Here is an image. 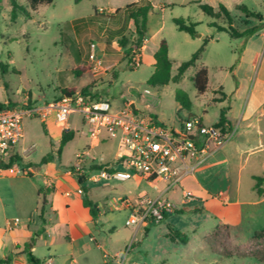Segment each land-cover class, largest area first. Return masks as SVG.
Here are the masks:
<instances>
[{
    "label": "rangeland",
    "instance_id": "1",
    "mask_svg": "<svg viewBox=\"0 0 264 264\" xmlns=\"http://www.w3.org/2000/svg\"><path fill=\"white\" fill-rule=\"evenodd\" d=\"M17 1L30 12V18L19 10L17 19L13 21L10 0H0V103L20 105L27 97L40 102L55 101L67 89L79 92L90 87L93 94L110 101L114 109L120 107L124 99H133L139 110L157 116L175 130L191 114L204 117L206 124L211 125L219 120L222 109L230 104L234 115L242 112L264 57V46L260 55L256 56L260 46L257 47L259 42L255 35L249 42L237 75L231 72L232 66L242 56L246 39H232L227 33L215 30L211 24L216 22L227 26L226 18H210L199 7V4H207L218 10L219 4L225 5L235 21L234 27L243 30L246 22L240 21V11L236 5L245 4L264 16V0H151L153 9L148 15V43L142 58L138 53L141 60L136 68L129 65L125 50H119L117 43L113 44V49L106 46L109 39H117L129 31L131 21L125 8L132 4V0H115L120 10L115 15L107 16L106 12H102L98 17L83 21L78 19L95 15L94 6H98L97 3L107 6V0H85L79 4L74 0H54L52 4L36 8H32L28 0ZM175 18L196 23L199 37L191 38L179 31L173 23ZM205 37H213L217 41L208 43L196 66L186 71L181 82L163 87H152L147 83L154 71L153 52L161 40L165 39L169 44L172 74L175 75L179 66L201 47ZM92 43L97 45V49L106 51L103 58L105 72L90 71L78 77L74 72L77 67H92L89 58ZM202 67L209 70L210 81L205 93H199L193 81ZM239 80L242 90L238 95L235 89ZM146 89L150 90V94L144 93ZM178 90L188 94L192 102L190 110L176 100ZM216 90L224 91L228 99L217 100L221 94ZM23 127L24 138L14 151L26 156L34 168L44 163L43 159L50 153L55 155L54 161L58 165L75 166V154L91 145L90 128L81 122L79 114L72 115L67 123L68 129L76 132V137L63 148L61 160L57 158V151L62 128L57 126L54 116L46 122L37 117H26ZM241 152L228 149L223 156L229 157V162L200 179L217 188L216 191L224 192L229 183L226 173L231 164H238L237 155ZM116 154L117 141L113 139L91 149V157L96 159L104 155L109 160ZM247 156L249 154L243 155L244 158ZM250 172L264 173V170L253 171V166L249 165L245 175ZM191 183L192 179L187 177L180 187L189 188ZM249 183L250 180H244L239 193L229 185L228 189L231 187L230 191L235 192L232 199L235 200L240 194L243 200H250ZM158 185L165 187L163 183ZM40 186V179L36 176L23 178L22 175L7 174L0 177V214L6 209L10 216L40 221L33 212ZM83 186L93 204L101 203L104 207V212L98 214L96 227H93V236L97 240V244L91 243L96 253L93 262L112 260L114 254L120 252L124 264H264L251 257L224 256L214 251L206 240V236L218 224L226 221L237 225L231 233L232 243H245L255 231L264 228V203L257 207H244L239 214V207H224L219 200L212 199L205 203L194 199L182 212L170 214L152 227L148 234L141 229L135 239L143 245L138 252L137 246L131 251L136 227L126 226V220L132 213L128 206L138 204L146 194L154 197L158 192L145 181L139 186L135 179L123 182L102 180L100 183L85 181ZM178 191L173 189L164 197L177 200L180 198ZM128 248L130 253L126 254Z\"/></svg>",
    "mask_w": 264,
    "mask_h": 264
},
{
    "label": "crops",
    "instance_id": "2",
    "mask_svg": "<svg viewBox=\"0 0 264 264\" xmlns=\"http://www.w3.org/2000/svg\"><path fill=\"white\" fill-rule=\"evenodd\" d=\"M148 2L152 4L151 0H132L131 3L145 4ZM96 5L98 6H94L95 12L98 11L99 14H102V12H106L105 15L107 16L112 14L115 15L118 10L117 9L118 6H116L117 3L115 2V0H107V6H102V5L100 6L98 3ZM241 5H245V4H237L236 9L239 10L238 7ZM248 8L260 14L262 16V20L247 16L245 13L239 10L240 11L239 16L241 18L240 21L246 22L245 28L239 31L242 32L247 29H253V28H257V30L252 34L244 37L246 39V46L242 51L241 54L242 56L241 58H239V60H237V64L235 65L236 68L235 66H232L231 68V72H233L235 75H237L238 70L241 68L243 64L245 53L248 50L249 42L250 40H252L253 36L255 35L258 36L256 37L258 38L257 42H259L257 43V47L260 46V50L256 52V56L260 55L261 53L260 51L264 46V16L261 14V12L251 9L250 7ZM214 10L215 12L218 11L215 8ZM90 17L92 16H89L87 18H80L78 20L83 21L89 19ZM253 20L256 22H253ZM131 26L132 25L130 23L128 29H130ZM222 27H227V26H222ZM215 30L217 29L215 28ZM210 38H211L210 43L217 41L216 38L213 37ZM115 43L117 42L116 41L113 42V44ZM147 43L148 42L146 38L140 50L141 58L143 55L142 53L146 49ZM113 44H112V48H115ZM159 45L154 49L153 58L155 52L159 48ZM119 50L121 49L119 48ZM98 54L103 59L104 55H106V51L104 49H98ZM169 54H170V48H169ZM172 76L174 75L172 74ZM209 81L210 79H209V70H208V85H209ZM241 90H242L241 80H239V85L235 89L236 94L239 95ZM216 92H220L221 94V97L217 98V100L225 101L226 99H228V95L224 91L216 90ZM127 102L137 107V104L133 99L130 98L124 99L123 103H127ZM231 105L232 104H230L227 108L222 109V110H226V117L228 122L227 129H229V131L228 130L225 131L227 138L224 144L221 147H216L212 142L209 143L206 142L202 146L204 147V152L200 153L198 156L195 157H188L184 161L179 163L182 169L181 182L183 181V179L189 177L192 179L193 183H191L189 185V188L186 189L181 188L180 184L178 188L177 186L173 188L174 191L175 189L176 190L179 189L178 192L180 196L179 199L172 200L178 206V211L176 212V214L182 212L185 209V207H187L189 203L194 199L205 203L212 199L219 200L220 202H222L224 207H231V206L239 207L240 209L239 214L242 212L244 207L247 206L257 207L264 203V196L259 197L255 190V184H256L255 177L256 176L264 177V173L250 172L249 174L246 173L247 175H245V170L249 165L253 166V171L264 170V57L262 59L260 68L258 69V73L253 83L250 95L247 97V99L244 102L242 112L239 115H234L232 108L233 106ZM191 115L200 117L203 123L205 125H208L206 124L204 117L200 115H193V114ZM155 117L162 124H164L157 116ZM218 122L219 120L211 125H215ZM62 132L59 137L60 139L62 136ZM90 138H91V145L87 148L89 149L88 164L113 163L114 161H116L118 148H117V154L109 160L104 155L99 156L97 159L92 158L91 149H93L98 144H104L107 143L108 141L96 142L92 137ZM232 148L234 150L237 149L238 151L242 150V152L241 154L237 155L239 157L238 164L237 165L231 164L229 166L228 172L226 173L229 182L228 186L231 185V187H233L232 190H234L235 192L237 191V193H239L241 191L243 181L250 180L249 183L251 187V193L249 196L250 200H243L240 194H237V197L234 200L232 199V195H234L235 192L230 191L231 187L228 189V186L226 185L224 192L216 191L217 188H212L208 184V182H203V180L200 179L201 176L209 173L211 170L217 169L222 165L226 164L227 162H229L230 158L223 156V154L225 153V151ZM14 150L15 148L12 151V155L14 156V158L18 156L20 157V159L15 158L16 159L15 162L10 167L16 165L22 169H31L32 173L31 174L29 173V175H22L23 178H26V176L27 177L36 176L40 179L41 186L37 188V205L35 206V209L33 211L37 214V216H39L40 221H37L36 219L30 217L29 218L23 217V219H19L18 217L10 216L8 211L4 209L3 213L0 214V260L6 258H12L13 259L12 264H30L28 262L25 247L26 244L30 242L32 237L37 234V240L31 252L40 261V264H46L48 260H52V264H122V261L124 264L122 253L120 252H116L112 260H104L102 263L93 262L94 258L96 257V253L94 252L95 249L91 245V243L95 242L97 244V240L93 236V227L94 226L96 227L98 214L104 212V207L102 206L101 203L95 204L97 209H96V215L94 216V214L91 211V208L84 204L85 198L88 197V192L85 189L84 194L78 193V189L80 187L84 188V186L80 185L78 176L75 174L74 169L72 168L73 166L72 165L65 166L62 163L58 165L54 161L55 160L54 159L53 161L47 162L45 164L42 163L38 168H34L30 163V161L27 160L26 156H23L20 153H15ZM244 154H249V156L244 158L243 157ZM231 157L235 158V156L233 155ZM7 174L17 176L10 173L8 169H3L0 171V177L6 176ZM211 178H213V176H211ZM134 179L137 180V184L139 186L142 185L144 181L148 183L149 186H152L158 192V194L154 197L159 196L166 189V185L164 183H163L165 185L164 188H161L158 185V183H162V182L151 183L149 181H146L138 177H134L129 180L131 181ZM154 185L157 186V188H155ZM41 187H43L44 190H46L47 192V205L44 208L42 217L40 215L41 197L39 195V189ZM173 189L164 192L163 196H165V194H168L169 192L170 193L173 192ZM21 191H23V189H21ZM184 191H189L190 193H192L193 198L191 200L186 201L183 196ZM227 191L230 192L227 193ZM146 196L148 195L146 194ZM132 206L133 204H129L128 207L132 209ZM195 211H197V208ZM207 215L210 216L209 214ZM16 219H18L19 222H15ZM221 224H230L237 226L234 223H227L226 221L218 225ZM42 228H44V230L43 232H40ZM135 229L136 230L134 231L132 236L133 239L131 240L133 242L131 251L133 247L137 246L136 250L140 252V248L143 247L142 242L140 240L135 241V239L138 233L141 231V229L144 230L146 234H148L149 232H146V228H135ZM170 231H174V230H170Z\"/></svg>",
    "mask_w": 264,
    "mask_h": 264
},
{
    "label": "built area",
    "instance_id": "3",
    "mask_svg": "<svg viewBox=\"0 0 264 264\" xmlns=\"http://www.w3.org/2000/svg\"><path fill=\"white\" fill-rule=\"evenodd\" d=\"M138 55L132 60L134 67L140 65L141 58ZM89 58L93 63V73L105 72L103 59L99 56L95 43L90 46ZM144 92L150 93L149 90ZM92 94H84L82 91L66 92L55 101L40 102L31 99L33 104H29L27 97L23 104L10 105L7 102L5 106H1L0 171L8 169L14 175L32 173L31 169H22L16 165L9 168L2 166L14 158L12 151L24 138L23 122L26 117H37L46 122L49 117L54 116L57 125L64 131L68 130L70 117L79 114L81 122L90 128V137L96 142L109 139L117 141L118 154L113 163L88 164L89 149L78 152L75 155V166L72 167L78 178L84 182L100 183L102 180L123 182L138 177L151 183H164L166 189L162 194L157 197L144 196L139 199L138 204L132 206V213L126 220L128 227L146 228L150 224L162 222L170 214H176L177 204L165 198L163 193L180 184L182 169L179 163L204 152L202 146L206 142L221 147L227 138L223 129L205 125L200 117L191 116L175 130L129 102L114 109L110 101L94 98ZM154 187L157 188L155 185ZM78 193L84 194V188L80 187ZM183 194L186 201L193 198L189 191H184ZM15 222L19 220L16 219ZM128 252L129 248L126 254ZM46 264H52V260H48Z\"/></svg>",
    "mask_w": 264,
    "mask_h": 264
},
{
    "label": "trees",
    "instance_id": "4",
    "mask_svg": "<svg viewBox=\"0 0 264 264\" xmlns=\"http://www.w3.org/2000/svg\"><path fill=\"white\" fill-rule=\"evenodd\" d=\"M32 8H36L39 5H49L52 4L54 0H28ZM84 0H74L76 4L81 3ZM12 6V20L15 21L17 19V12L22 11L27 17H31V14L25 8H22L17 0H10ZM200 9L210 18L219 19L220 17H225L227 20V27L219 26L217 23H213L211 26L216 28L218 31L226 32L232 39H241L246 37L247 35L252 34L257 30V28L247 29L245 31H239L234 27V20L231 15L230 10L223 4H219L218 11L215 12L214 8L207 4H199ZM153 9L151 3H133L131 5L126 6L125 10L127 12L128 18L131 21V28L129 31H126L124 34L117 37V39H109L106 43L107 47L112 48L113 42H117L119 48L121 50H125V54L128 57V63L132 68H136L132 66L133 58L139 53L142 48V44L144 40L147 38V22L148 15L150 11ZM243 13L247 16L254 17L256 19L262 20V16L255 11L250 10L247 6L241 5L238 7ZM120 10H117L118 13ZM1 13V9H0ZM98 11L95 12V15L90 17L89 19H93L98 17ZM105 16V15H103ZM173 23L176 28L181 31L187 33L191 38L199 37V34L196 30L197 24L192 22L189 19L184 18H175L173 19ZM210 37H205L203 39L201 47L191 56V58L185 62H183L179 68L177 73L172 76V62L169 57V46L166 40H162L158 50L154 54V71L147 83L152 87H163L169 85L171 82L178 83L184 77L186 71L195 67L197 61L200 59L202 53L205 51L206 46L210 42ZM113 49V48H112ZM92 70L91 66H79L74 72L78 77H81L83 74L90 72ZM194 84L199 93H205L208 87V70L206 67L199 69L194 78ZM66 92L74 93L75 90L67 89ZM84 94L92 93L90 87H85L82 89ZM64 94V93H63ZM62 94V95H63ZM61 95V96H62ZM60 96V97H61ZM59 97V99H60ZM92 97L99 99V97L95 94H92ZM58 100V99H57ZM176 100L186 109L191 108L192 102L188 96V94L183 90H178L176 92ZM10 105H16L17 103H10ZM31 98H29V104H33ZM5 103H0L1 106H5ZM227 117L226 110H222L219 122L214 126L222 128L223 132L229 131L227 129ZM226 134V133H225ZM76 133L73 130H64L62 132V136L60 139V145L57 151V158L60 159L62 155L63 148L71 141L75 139ZM16 159H20V157L16 156ZM15 158H12L10 162L6 165H2L5 168H9L14 162ZM56 157L53 153L48 154L43 162L47 163L49 161L54 160ZM0 165V169H1ZM80 185L84 184L83 179L78 178ZM255 190L259 197L264 196V177L256 176L255 177ZM85 190V188H84ZM39 195L41 197V209L40 215L43 216L44 208L47 205V192L43 187L39 189ZM84 204L91 208L94 216L96 215V205L86 197L84 200ZM167 218V217H166ZM156 224H150L146 227V232H149L150 228L155 226ZM44 228L40 230L43 232ZM236 230V226L230 224H221L218 225L211 233L206 236V240L208 244L212 247V249L216 252H220L222 255L227 257H251L260 262H264V228L255 231L248 240L243 244H235L231 241V233ZM173 232V231H172ZM182 236H185L183 233H178ZM37 240V234L32 237L29 243L26 244L25 251L27 254L28 262L30 264H40V261L32 254L31 250L35 245ZM12 258H6L0 260V264H12Z\"/></svg>",
    "mask_w": 264,
    "mask_h": 264
},
{
    "label": "water",
    "instance_id": "5",
    "mask_svg": "<svg viewBox=\"0 0 264 264\" xmlns=\"http://www.w3.org/2000/svg\"><path fill=\"white\" fill-rule=\"evenodd\" d=\"M192 138V137H191Z\"/></svg>",
    "mask_w": 264,
    "mask_h": 264
}]
</instances>
